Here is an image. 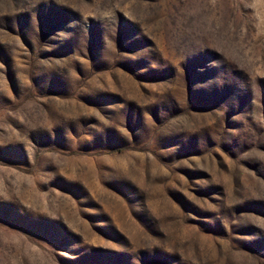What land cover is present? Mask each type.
Segmentation results:
<instances>
[{"label": "rangeland", "instance_id": "obj_1", "mask_svg": "<svg viewBox=\"0 0 264 264\" xmlns=\"http://www.w3.org/2000/svg\"><path fill=\"white\" fill-rule=\"evenodd\" d=\"M0 264H264V0H0Z\"/></svg>", "mask_w": 264, "mask_h": 264}]
</instances>
